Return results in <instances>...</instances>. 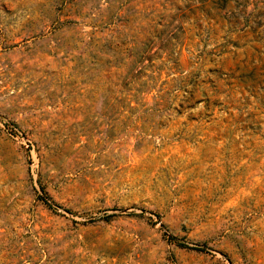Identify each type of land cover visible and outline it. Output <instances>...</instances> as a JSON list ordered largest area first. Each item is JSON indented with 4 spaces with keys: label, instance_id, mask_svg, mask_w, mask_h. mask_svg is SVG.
Returning a JSON list of instances; mask_svg holds the SVG:
<instances>
[{
    "label": "rangeland",
    "instance_id": "1",
    "mask_svg": "<svg viewBox=\"0 0 264 264\" xmlns=\"http://www.w3.org/2000/svg\"><path fill=\"white\" fill-rule=\"evenodd\" d=\"M0 264H264V0H0Z\"/></svg>",
    "mask_w": 264,
    "mask_h": 264
}]
</instances>
